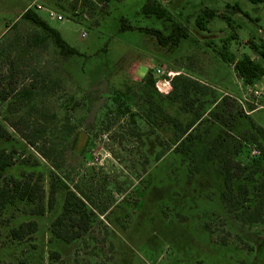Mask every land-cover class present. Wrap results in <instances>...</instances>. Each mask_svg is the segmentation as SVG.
I'll use <instances>...</instances> for the list:
<instances>
[{"label": "rangeland", "instance_id": "rangeland-1", "mask_svg": "<svg viewBox=\"0 0 264 264\" xmlns=\"http://www.w3.org/2000/svg\"><path fill=\"white\" fill-rule=\"evenodd\" d=\"M34 1L65 16L52 20L38 10L82 56L60 55L51 40L36 42L43 32L22 17ZM83 1L0 0V93L7 96L0 100V148L14 163L8 174L25 172L42 186L46 206L40 214L36 204L18 202L0 216V264H264V245L258 253L264 243V196L258 220L229 212L222 182L208 171L190 172L189 156L174 150L173 126L144 116L151 102L157 123L160 102L166 114L184 123L195 109L209 119L199 125L203 134L208 123L221 124L212 111L227 96L264 127V109L255 108L234 64L227 69L223 64L224 52L255 57L249 40L260 43L264 30L251 17L259 15L264 28V4L155 0L188 30L174 46L139 29H120L125 17L136 28L171 35V20L142 13L147 0H110L104 9L83 7ZM236 3L249 16L235 10ZM206 8L217 14L208 30L196 22ZM223 15L232 18V27ZM157 66L166 70L162 92L156 81V89L145 81ZM178 77L200 86L186 98L194 100L192 111L183 108L181 86L177 81L174 86ZM235 108L224 113H231L232 126L238 123ZM240 138L239 157L261 154L257 142ZM53 184L54 206L48 207ZM68 190L93 214L90 230L70 242L51 232ZM31 221L37 223L34 232L13 236V229Z\"/></svg>", "mask_w": 264, "mask_h": 264}, {"label": "trees", "instance_id": "trees-1", "mask_svg": "<svg viewBox=\"0 0 264 264\" xmlns=\"http://www.w3.org/2000/svg\"><path fill=\"white\" fill-rule=\"evenodd\" d=\"M253 3H262L264 0H250ZM83 7H95L88 0L83 1ZM233 8L241 13L247 14L242 10L238 3ZM142 13L147 17L155 16L157 18H165L173 22L172 33L165 36L162 31L154 28L140 27L136 28L130 24L127 18L121 19V30L124 29H139L146 33L153 34L158 41L163 44H171L178 46L182 39L188 37V30L179 21L174 19V15L168 8L155 0H147L142 7ZM78 13L74 14L76 16ZM216 11L212 9H204L201 14L197 16V25L204 30H208L209 20L215 17ZM22 17L28 20L36 27L41 29L42 35H38L35 40L37 43H43L51 40L57 48L60 55L63 56H82L83 54L68 41H66L59 30L52 27L34 8H27ZM87 17V16H86ZM85 17V18H86ZM229 26L232 27V18L228 15H223ZM255 20V19H253ZM258 21L257 19L255 20ZM232 36L229 39H233ZM228 39V40H229ZM255 39V38H254ZM253 38L250 41V49L255 57L250 54H243L241 57H236L234 54L224 52L223 59L226 63L234 64V69L237 75L242 79L245 85H254L261 81L264 76V38L260 43H256ZM228 42V41H227ZM223 48H227L224 44ZM146 84L155 88V77L153 74L146 78ZM177 82L181 86L180 96H184L182 102L183 108L187 111H192L194 108V100L186 99L189 97L192 89H198L200 86L188 78L178 77L174 80V86ZM156 91V90H155ZM6 93H0V100L5 99ZM116 100H118L116 98ZM221 101V102H220ZM219 102L213 107L212 115L219 119L221 124L213 122L205 126L203 134L198 133L199 125L204 124L209 119H203V114L194 109V115L187 121L182 122L174 119L166 114L163 104H159V119L161 122L157 123L154 115V103H150L149 110L144 114L145 118L153 124L166 123L168 126H173L175 129L173 145L176 152H180L191 159L190 172H205L214 174L215 178L222 182L220 189L221 196L225 206L229 212L235 213L241 219L258 220L261 209L260 204L264 194L260 191L264 187V127L254 122L249 116L243 114V108L237 101L231 100L227 96H223ZM231 101V102H230ZM236 107L238 114V123L232 126V121L225 115L227 107ZM180 111H178L179 113ZM233 115V114H232ZM223 118V119H222ZM230 124V125H229ZM229 126V127H228ZM4 128L0 125V136L3 135ZM197 132V133H196ZM234 133L238 134L239 139H234V142H239L241 145V138L257 142L262 150L258 156L247 157V160L239 157V149L236 143H233ZM207 135V136H206ZM250 138V139H249ZM261 141V143L259 142ZM263 147V148H262ZM202 149V156L197 157ZM11 156L0 148V216H2L10 205H15L18 202H28L36 204V213H44V188L37 182H34L27 175L20 174L14 176L8 174L9 169L13 166ZM26 175V176H25ZM56 191V184H53L51 189V198L48 207L54 206V194ZM73 192L68 193L64 203L63 212L52 223L51 232L56 238L70 242L84 233L88 232L91 227V215L84 208V203L75 198ZM80 202V203H79ZM246 215V216H244ZM246 217V218H245ZM248 219V220H247ZM37 228V223L31 221L23 223L18 228L12 230L15 238L22 239L30 232H34ZM260 246L258 253L262 251Z\"/></svg>", "mask_w": 264, "mask_h": 264}, {"label": "built area", "instance_id": "built-area-1", "mask_svg": "<svg viewBox=\"0 0 264 264\" xmlns=\"http://www.w3.org/2000/svg\"><path fill=\"white\" fill-rule=\"evenodd\" d=\"M88 1L92 3L96 8H101V9H104L110 2V0H88ZM32 8L36 10L45 11L48 17L52 20H58V21L65 20V16L61 14L58 10L47 7L40 2L34 1ZM82 35L85 36L86 32L83 31ZM165 73L166 70L162 66H157L154 69V76L156 75L155 76L156 86L157 89L160 90L161 92H162V88L167 83V80L163 78ZM245 86H246V94L255 100V101L253 100L254 105H256L255 108L264 109V87L257 85V83H255L254 85H245Z\"/></svg>", "mask_w": 264, "mask_h": 264}, {"label": "crops", "instance_id": "crops-1", "mask_svg": "<svg viewBox=\"0 0 264 264\" xmlns=\"http://www.w3.org/2000/svg\"><path fill=\"white\" fill-rule=\"evenodd\" d=\"M43 4V3H42ZM38 11V10H37ZM251 19L253 20V19H257L258 21H257V24L260 26V29H263L264 30V28H263V26H261L260 25V22H261V18H260V16L259 15H255L254 16V18H252L251 17ZM223 64H224V69L226 68L227 69V67H228V64L226 63V62H223ZM227 64V65H226ZM237 75V74H236ZM236 75H235V77H236ZM225 76L227 77L228 76V74H225ZM240 79L241 78H238V82L240 83L241 81H240ZM235 82V85H237L236 84V82L237 81H233V83ZM243 82V81H242ZM245 85V84H244ZM257 85H259V86H262V87H264V76H263V78L261 79V81H259L258 83H257ZM235 88H237L236 86H234L233 87V89H235ZM239 91H238V93H240V94H242V90L240 91V89L239 88H237ZM226 94H228V92H226ZM250 109V108H249ZM248 114H250V111L249 112H247ZM252 113V112H251Z\"/></svg>", "mask_w": 264, "mask_h": 264}, {"label": "flooded vegetation", "instance_id": "flooded-vegetation-1", "mask_svg": "<svg viewBox=\"0 0 264 264\" xmlns=\"http://www.w3.org/2000/svg\"><path fill=\"white\" fill-rule=\"evenodd\" d=\"M70 192H73V193L76 195L75 198L78 199L79 201H82V202L84 203V208L87 209V211H88V212L90 213V215H91V223H92V221H93V214H92V211H91L90 208L87 206L86 202H85L82 198H80V197L78 196V194H76V192H74L73 190H68L67 193H66L65 201H66V198H67V196H68V193H70ZM65 201H64V203H65ZM79 203H80V202H79ZM63 209H64V204H63V208H62V211L60 212V214L63 212ZM60 214H59V215H60Z\"/></svg>", "mask_w": 264, "mask_h": 264}]
</instances>
